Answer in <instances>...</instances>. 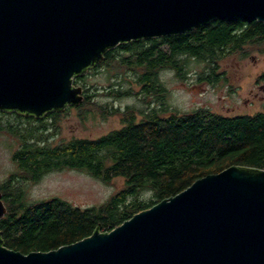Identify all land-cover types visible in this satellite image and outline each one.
I'll use <instances>...</instances> for the list:
<instances>
[{"label":"water","instance_id":"obj_1","mask_svg":"<svg viewBox=\"0 0 264 264\" xmlns=\"http://www.w3.org/2000/svg\"><path fill=\"white\" fill-rule=\"evenodd\" d=\"M236 18L264 22V0H0V111L42 119L78 107L75 78L118 45ZM0 264H264V169L209 174L57 250L24 254L0 231Z\"/></svg>","mask_w":264,"mask_h":264},{"label":"trees","instance_id":"obj_2","mask_svg":"<svg viewBox=\"0 0 264 264\" xmlns=\"http://www.w3.org/2000/svg\"><path fill=\"white\" fill-rule=\"evenodd\" d=\"M248 45L264 52V22L217 19L186 33L120 44L107 52L100 65L113 62L117 51L130 55L122 62L134 65L141 93L159 98L166 92L160 78L165 69H173L183 79L188 58H196L207 65L197 74L198 81L215 84L224 76L217 71L219 61ZM259 80L264 81V72ZM86 92L78 109L90 104ZM127 93L108 90L114 97ZM93 105L103 116H121L123 126L97 139L73 138L56 145L45 141L44 132L35 136L36 130L21 137L13 155L21 174L0 184L7 207L0 231L7 248L24 254L57 250L90 236L98 225L111 231L209 174L233 165L264 169V112L225 116L207 108L180 113L162 106L137 113L130 107L121 112ZM59 115L50 113L39 121ZM64 168L85 171L107 183L119 177L124 186L96 207L73 206L57 197L23 202L19 179L37 180Z\"/></svg>","mask_w":264,"mask_h":264},{"label":"rangeland","instance_id":"obj_3","mask_svg":"<svg viewBox=\"0 0 264 264\" xmlns=\"http://www.w3.org/2000/svg\"><path fill=\"white\" fill-rule=\"evenodd\" d=\"M129 56L117 51L113 62L99 64L80 76L82 78L76 85L85 91L87 89L86 93L91 95L90 104L83 108L70 106L56 118H47L45 122L15 112L0 111V184L14 174H21L13 155L20 148L21 137L30 130H36L35 136L44 132L45 141L56 145L73 138L97 139L123 126L121 116H103L93 103L107 109L117 108L121 112L130 107L137 113L159 110L162 106L180 113L207 108L225 116L264 112V81L259 80L264 72V52L254 45L245 46L221 59L217 71L224 76L215 84L198 81L197 74L205 72L207 65L196 58H188L183 79L177 77L173 69H165L160 78L166 92L159 98L141 93L142 85L134 65L122 62ZM113 89H123L128 93L119 97L109 96L108 90ZM137 116L139 120L141 115ZM43 126H46V131H43ZM19 180L25 203L57 197L82 208L104 204L124 186L122 178H114L107 183L85 171L70 168L53 169L37 180ZM100 231L109 232L101 228Z\"/></svg>","mask_w":264,"mask_h":264},{"label":"flooded vegetation","instance_id":"obj_4","mask_svg":"<svg viewBox=\"0 0 264 264\" xmlns=\"http://www.w3.org/2000/svg\"><path fill=\"white\" fill-rule=\"evenodd\" d=\"M67 109V108H66ZM3 195V194H2Z\"/></svg>","mask_w":264,"mask_h":264}]
</instances>
